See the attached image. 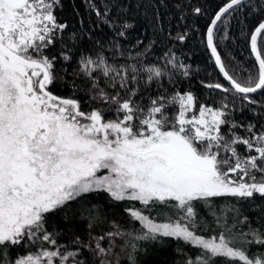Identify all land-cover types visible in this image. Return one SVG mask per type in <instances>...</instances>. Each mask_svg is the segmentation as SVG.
<instances>
[{
	"label": "snow or ice",
	"instance_id": "6c2138e0",
	"mask_svg": "<svg viewBox=\"0 0 264 264\" xmlns=\"http://www.w3.org/2000/svg\"><path fill=\"white\" fill-rule=\"evenodd\" d=\"M245 6L264 16V0H226L207 28L206 46L228 82L203 84L224 94L209 104L169 88L176 73L189 75L174 54L165 53L163 66L144 64L156 41L136 56L106 41L120 64L102 53L77 59L68 41L79 37L65 40L70 26L56 15L61 0H0V264H139L142 242L165 240L177 242L183 264H264V19L250 33L255 65L243 79L214 43L222 17ZM110 10L105 4L104 23L124 37L134 25L116 23ZM69 69L106 108L83 111L75 79L72 96L52 91ZM238 102L253 120L235 118ZM101 193L128 202L124 211L138 227L113 221L105 230L106 217L87 202ZM74 204L85 226L58 244L61 233L47 225L70 220ZM30 246L37 250L11 255Z\"/></svg>",
	"mask_w": 264,
	"mask_h": 264
},
{
	"label": "trees",
	"instance_id": "16d2710c",
	"mask_svg": "<svg viewBox=\"0 0 264 264\" xmlns=\"http://www.w3.org/2000/svg\"><path fill=\"white\" fill-rule=\"evenodd\" d=\"M61 2L62 7L57 9L56 15L59 22L70 26L67 35L63 37L65 40L72 34L79 37L76 41H68L69 45L74 46L72 51L77 59L81 54L95 57L97 53H102L110 62L120 64L125 62L124 58L114 56L108 46L102 47L106 41L115 39L121 44V50L126 55L130 52L132 56H136L137 52H143L149 41H156L151 51L143 57L145 65L163 66L166 59L165 53H171L175 55L177 61L185 65L189 72L188 77H184L181 72L176 73V82L168 85L170 89L175 88L181 92L192 91L202 102L209 104L212 103V99L224 95L219 90L214 91L203 87V84L218 82L225 85L214 67L206 46L205 33L212 17L226 0H92L96 9L102 13L100 17L90 6L89 0H61ZM105 4L111 5L108 16L116 23L127 21L134 25L124 37L116 36L113 27L104 23ZM196 8L201 10L199 15L195 13ZM262 19L264 16H261L258 10L249 12L248 7L245 6L225 14L214 31V43L226 69L238 78L246 77L255 65V60L250 54L249 36ZM177 32H187L188 38L184 43H176L169 38L170 34ZM96 41L100 43L97 44ZM59 47L57 45V49ZM64 50L67 52L68 48ZM72 66L76 67L75 64ZM73 79L78 86L75 98L80 101L83 111L106 108L105 105L90 100L92 93L89 91V81L82 76L73 77L71 69L64 75L63 81H58L52 86V91L57 95L72 96ZM251 95L260 98L258 94ZM244 104L246 105V102ZM248 107L250 106L240 110V102H238L234 113L235 118L253 120L255 117L248 111ZM106 116H112V112H106ZM260 122L264 123V121ZM87 202L96 205L102 216L106 217L108 223L105 224V230L113 221L125 230L138 227L134 222H130L124 211L128 202H113L105 193L93 195ZM136 206L141 207L138 204ZM75 209L74 204L72 211L69 212L70 220H63L60 216H56L47 225L49 232L61 233L56 237L58 244H69L73 226L80 231L85 226ZM247 209L248 204L244 203L241 210L253 217L255 223L254 213L248 212ZM142 243L147 251L137 256L139 264H183L185 256L177 250L176 241ZM181 247L184 248V253L192 255V249L183 245ZM36 250L31 246L27 249L19 247L13 249L11 255L15 257L17 253L24 254L27 251Z\"/></svg>",
	"mask_w": 264,
	"mask_h": 264
},
{
	"label": "water",
	"instance_id": "95a60500",
	"mask_svg": "<svg viewBox=\"0 0 264 264\" xmlns=\"http://www.w3.org/2000/svg\"><path fill=\"white\" fill-rule=\"evenodd\" d=\"M217 12H218V11H217ZM214 16H215V15H214ZM214 16L212 17V19L214 18ZM212 19H211V20H212ZM210 23H211V21H210ZM210 23H209L208 27L210 26ZM208 27H207V28H208ZM206 32H207V30H206ZM205 41H206V33H205ZM249 47H250V40H249ZM208 50H209V53H210V56H211V51H210V49H208ZM250 54H251V57H253V59L255 60L254 55L251 53V49H250ZM211 59H212V61H213L214 67H215L217 73L219 74V76L221 77L222 81L224 82V84H225L226 86H228V82L224 80L223 75L219 72L217 66L215 65L214 58H213L212 56H211Z\"/></svg>",
	"mask_w": 264,
	"mask_h": 264
}]
</instances>
